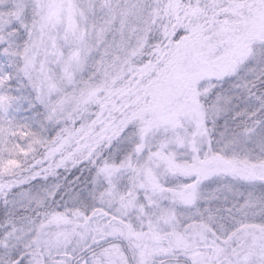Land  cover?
<instances>
[{
    "label": "snow or ice",
    "instance_id": "obj_1",
    "mask_svg": "<svg viewBox=\"0 0 264 264\" xmlns=\"http://www.w3.org/2000/svg\"><path fill=\"white\" fill-rule=\"evenodd\" d=\"M0 264H264V0H0Z\"/></svg>",
    "mask_w": 264,
    "mask_h": 264
}]
</instances>
